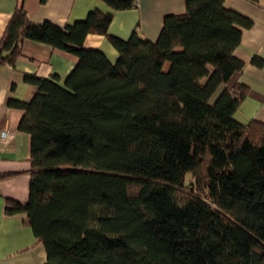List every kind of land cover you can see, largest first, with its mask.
<instances>
[{
	"label": "trees",
	"instance_id": "trees-1",
	"mask_svg": "<svg viewBox=\"0 0 264 264\" xmlns=\"http://www.w3.org/2000/svg\"><path fill=\"white\" fill-rule=\"evenodd\" d=\"M185 4L156 40L107 35L115 61L84 46L109 34L112 12L59 25L14 11L0 65L28 39L78 57L63 81L24 74L35 95L9 100L31 135L32 178L29 200L5 211L27 215L46 264H264V121L236 118L247 89L230 84L252 22L225 0Z\"/></svg>",
	"mask_w": 264,
	"mask_h": 264
},
{
	"label": "crops",
	"instance_id": "crops-1",
	"mask_svg": "<svg viewBox=\"0 0 264 264\" xmlns=\"http://www.w3.org/2000/svg\"><path fill=\"white\" fill-rule=\"evenodd\" d=\"M134 7L115 10L103 0H0V40L16 8L23 3L34 22L50 20L59 25L74 24L87 18L94 10L112 12L109 34L89 33L84 46L100 48L115 61L118 51L107 35L128 39L136 31L156 40L167 14L185 11V0H135ZM225 4L251 19L242 27L236 55L244 68L236 73L230 84L244 85L246 95L241 99L236 118L242 122L264 121V0H225ZM261 58L257 63L254 58ZM78 57L69 51L44 42L28 39L15 66L0 65V264H46L47 252L39 241L24 213L7 214L9 200L26 203L30 196L32 178L31 135L19 129L23 110L9 104L11 98L30 101L37 91L24 74L40 77L57 74L62 81L77 64ZM239 91V90H238ZM239 94V92H237Z\"/></svg>",
	"mask_w": 264,
	"mask_h": 264
},
{
	"label": "built area",
	"instance_id": "built-area-1",
	"mask_svg": "<svg viewBox=\"0 0 264 264\" xmlns=\"http://www.w3.org/2000/svg\"><path fill=\"white\" fill-rule=\"evenodd\" d=\"M4 136H5L4 133L0 134V142H1V140H2V138H3Z\"/></svg>",
	"mask_w": 264,
	"mask_h": 264
}]
</instances>
